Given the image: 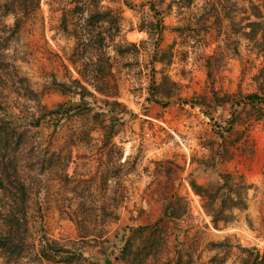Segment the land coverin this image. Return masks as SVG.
<instances>
[{
    "label": "rangeland",
    "instance_id": "rangeland-1",
    "mask_svg": "<svg viewBox=\"0 0 264 264\" xmlns=\"http://www.w3.org/2000/svg\"><path fill=\"white\" fill-rule=\"evenodd\" d=\"M29 3L16 32L0 18V125L20 145L0 148V174L29 196L9 264H264V159L258 183L226 164L264 132V0ZM97 10L108 22L83 21Z\"/></svg>",
    "mask_w": 264,
    "mask_h": 264
},
{
    "label": "trees",
    "instance_id": "trees-1",
    "mask_svg": "<svg viewBox=\"0 0 264 264\" xmlns=\"http://www.w3.org/2000/svg\"><path fill=\"white\" fill-rule=\"evenodd\" d=\"M30 3L29 0H6L5 2L0 1V18L5 17L9 14L14 15L15 17V23L14 26L10 27L9 29L2 24L0 21V24L4 25L3 28H7L10 33L16 32L23 20V16L29 12ZM80 7L76 5L73 9L74 13H80L79 12ZM109 11H100L97 10L96 12H91L90 17H86L83 19V21H86L88 25L93 26L98 22L107 21L105 15L109 14ZM113 20H115V17H113ZM66 23V22H65ZM81 37H78L79 46L84 43L85 47H87V41H80ZM85 40V39H84ZM91 46H97V49H101L105 45V38L103 37L102 33L96 34L95 37H90L89 41ZM103 68L100 67V65H97V71L94 75L95 80L100 81L101 83L97 85H94V87L101 92H104L105 90V83L108 84V81L105 80V75H103ZM74 82L78 81L74 80ZM55 84L61 88H65L67 85L66 83H61L58 81H55ZM83 91L80 93L82 98H85L86 96V89L83 86ZM251 101L258 100L257 95H251L250 97ZM1 124V123H0ZM9 127L7 125L1 126L0 125V148L1 149H7L13 148V156L11 158L16 159V156H14L15 152L19 148V142L18 138L16 139L13 137V134L7 131ZM16 141V142H14ZM193 189L198 193L201 194L203 188L198 185L197 183H192ZM0 251L4 252V256L6 260L4 261V264H9L8 259H12L16 256V253L21 255L24 249V238L20 236V231L27 233L28 231V221H29V207H28V199L29 196L26 193L25 190V184L22 181H12L11 177L7 175V173L1 172L0 174ZM20 190V191H19ZM176 203H170L166 209H165V215L168 217H180L183 215L185 208L182 210H179L174 205ZM181 206V205H178ZM114 213H111L113 215ZM114 217H118L115 215ZM22 228H24L22 230ZM149 227L142 226L138 227L135 231V233H139L142 235L145 231H147ZM134 236H131L128 238L127 243L125 247L122 249L123 256L126 257L131 253V245L133 243ZM56 252L55 255L52 253L43 250L44 246H42V256L55 259L57 256L56 254L60 255V258L62 261L68 262V263H82L85 256L83 253H70V249L64 248V247H55ZM26 253V252H25ZM27 254V253H26ZM134 262L136 264H140L139 259H135ZM104 264H112V261L110 259H105Z\"/></svg>",
    "mask_w": 264,
    "mask_h": 264
},
{
    "label": "crops",
    "instance_id": "crops-1",
    "mask_svg": "<svg viewBox=\"0 0 264 264\" xmlns=\"http://www.w3.org/2000/svg\"><path fill=\"white\" fill-rule=\"evenodd\" d=\"M258 133L251 131L248 142L242 144L240 141L232 147L230 162L226 163L229 169L234 172L238 171L254 183L259 181L260 168L264 159V132Z\"/></svg>",
    "mask_w": 264,
    "mask_h": 264
},
{
    "label": "built area",
    "instance_id": "built-area-1",
    "mask_svg": "<svg viewBox=\"0 0 264 264\" xmlns=\"http://www.w3.org/2000/svg\"><path fill=\"white\" fill-rule=\"evenodd\" d=\"M201 150H202V152L205 151L206 150V147L202 146L201 147Z\"/></svg>",
    "mask_w": 264,
    "mask_h": 264
}]
</instances>
